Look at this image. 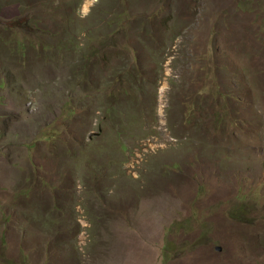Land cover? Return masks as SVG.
Returning a JSON list of instances; mask_svg holds the SVG:
<instances>
[{"label":"rangeland","instance_id":"rangeland-1","mask_svg":"<svg viewBox=\"0 0 264 264\" xmlns=\"http://www.w3.org/2000/svg\"><path fill=\"white\" fill-rule=\"evenodd\" d=\"M0 264H264V0H0Z\"/></svg>","mask_w":264,"mask_h":264}]
</instances>
